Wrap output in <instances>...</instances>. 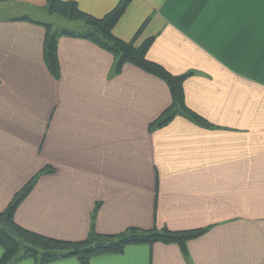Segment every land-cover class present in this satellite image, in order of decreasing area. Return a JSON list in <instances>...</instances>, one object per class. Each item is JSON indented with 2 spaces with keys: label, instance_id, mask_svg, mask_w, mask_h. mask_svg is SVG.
I'll return each mask as SVG.
<instances>
[{
  "label": "crops",
  "instance_id": "1",
  "mask_svg": "<svg viewBox=\"0 0 264 264\" xmlns=\"http://www.w3.org/2000/svg\"><path fill=\"white\" fill-rule=\"evenodd\" d=\"M46 1L0 0L15 14L0 17V212L48 166L14 213L27 230L78 242L92 225L208 229L187 258L154 243L90 264H264V0H131L112 34L152 39L146 58L185 76L184 106L203 120L176 114L159 128L168 86L130 64L113 74V57L88 40L59 37L50 74ZM63 1L102 18L120 0Z\"/></svg>",
  "mask_w": 264,
  "mask_h": 264
},
{
  "label": "trees",
  "instance_id": "2",
  "mask_svg": "<svg viewBox=\"0 0 264 264\" xmlns=\"http://www.w3.org/2000/svg\"><path fill=\"white\" fill-rule=\"evenodd\" d=\"M130 2L131 0H120L102 18H95L81 11L74 1L47 0L46 10L50 15H59L72 22H82L84 24L82 27H85L84 30L77 31L67 28L54 29V26L50 24H43L46 31L43 59L48 71L54 78H59L60 70L57 54L59 37L67 36L88 40L113 57V74H118L124 64H130L159 78L168 86L172 102L163 115L150 124V128L165 126L176 114H185L190 119L202 122L203 120L198 115L184 106L182 82L185 76H172L162 67L146 58V52L152 39H147L136 47L133 42L122 41L112 34L114 26ZM20 19L31 21L26 17ZM52 171L50 167L46 166L37 172L14 195L8 206L0 212V247L2 249L0 264H18L26 259L33 260L34 264H48L65 258H76L80 264H90V259L98 255L120 254L125 247L130 245H152L154 243L177 245L184 258H187V242L202 236L208 230L203 228L170 231L156 228L150 230L129 228L122 233L109 235L97 233L92 225L86 239L72 242L46 237L19 226L14 221L16 208L30 193L39 175L51 173ZM96 209L93 212L92 220L95 217Z\"/></svg>",
  "mask_w": 264,
  "mask_h": 264
},
{
  "label": "rangeland",
  "instance_id": "3",
  "mask_svg": "<svg viewBox=\"0 0 264 264\" xmlns=\"http://www.w3.org/2000/svg\"><path fill=\"white\" fill-rule=\"evenodd\" d=\"M2 8V7H0ZM10 10H2L0 9V17H4V16H10V15H15L13 12H9ZM46 16V15H45ZM54 19L52 20V23H53V26H54V29H57V28H67V29H74V30H77V31H81V30H84L85 27H82V26H73L72 25V21L68 20V19H65L64 17H61L59 15H53ZM71 24V25H70Z\"/></svg>",
  "mask_w": 264,
  "mask_h": 264
}]
</instances>
